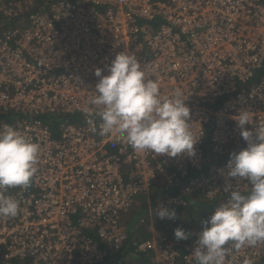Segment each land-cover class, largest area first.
Wrapping results in <instances>:
<instances>
[{
	"label": "built area",
	"instance_id": "1",
	"mask_svg": "<svg viewBox=\"0 0 264 264\" xmlns=\"http://www.w3.org/2000/svg\"><path fill=\"white\" fill-rule=\"evenodd\" d=\"M2 17L15 23L0 31V130L14 127L40 153L30 185L5 191L20 211L0 216V264H97L130 237L126 264H147L143 255L150 264H196L203 225L177 241L179 217L155 212L177 214L187 197L214 211L229 199V180L249 193L227 176V163L246 147L236 116L247 111L250 130L264 124V0H0ZM125 50L162 95L179 87L188 97L195 156L136 151L124 135L99 134L95 70L108 75ZM144 198L146 215L131 231L126 216ZM227 247L226 264H264V243Z\"/></svg>",
	"mask_w": 264,
	"mask_h": 264
},
{
	"label": "clouds",
	"instance_id": "2",
	"mask_svg": "<svg viewBox=\"0 0 264 264\" xmlns=\"http://www.w3.org/2000/svg\"><path fill=\"white\" fill-rule=\"evenodd\" d=\"M108 67V75L97 68L99 78L90 103L101 106L96 114L101 118L99 134L113 132L124 135L136 151H151L161 156L193 157L197 139L190 128V108L184 92L176 88L164 96L158 81L146 77L134 51L117 53ZM91 113V109H87ZM249 113L240 112L235 121L246 147L230 153L227 176L236 183L244 180L250 186L247 195L236 190L230 180L223 186L229 199L202 221L192 252L196 264H226L230 251L244 246L264 243V124L250 130ZM93 131H96L94 128ZM40 145L10 125L0 130V216L16 217L19 202L5 194L13 187L27 188L37 171ZM219 191V190H218ZM160 219H176L174 209L161 208L155 212ZM190 232L177 227V241L188 240ZM243 264H253L245 258Z\"/></svg>",
	"mask_w": 264,
	"mask_h": 264
},
{
	"label": "trees",
	"instance_id": "3",
	"mask_svg": "<svg viewBox=\"0 0 264 264\" xmlns=\"http://www.w3.org/2000/svg\"><path fill=\"white\" fill-rule=\"evenodd\" d=\"M15 23V21H14ZM14 23H11L7 20V18H1L0 20V31L8 28L9 25H13ZM1 33V32H0ZM264 74V68H262L259 73H258V77ZM70 122L73 121H77L78 120V116L74 115V114H69L66 117ZM59 124V122H54V125ZM161 192L160 191H156L155 193L151 194V201L155 202V200L160 196ZM187 199L189 200L190 198L187 197ZM148 204H147V200L144 198V203L143 206L139 209H133V211L129 212V219L130 220V229L131 227L134 225L135 221H134V212L135 211H144L146 213ZM214 205L212 203H206L205 201H195L192 202V204L187 205V206H180L178 211H177V216L179 217V222L177 224V226H179L180 228L190 232L192 234L193 230L197 229L198 227H200V225H202V221L206 220L208 218V215L213 211ZM129 221V220H127ZM158 222L157 225L160 227H163L164 225H162V223L158 220L156 221ZM135 229V228H134ZM131 237L129 239V241L123 246L121 251L118 252H112L108 255V257H106V259L102 262H99L97 264H118V261L120 259H123L126 261L128 259V257H131L132 253L134 252V245L133 242L131 241ZM193 239V235H190L188 240H181L183 242H190ZM137 259L143 263L150 264V259L146 256H140V258L137 257ZM182 264V263H181Z\"/></svg>",
	"mask_w": 264,
	"mask_h": 264
},
{
	"label": "crops",
	"instance_id": "4",
	"mask_svg": "<svg viewBox=\"0 0 264 264\" xmlns=\"http://www.w3.org/2000/svg\"><path fill=\"white\" fill-rule=\"evenodd\" d=\"M192 202H195V201L189 199V205L192 204ZM128 215H129V214H128ZM128 215L126 216V220H129L128 225L130 226V225H131V224H130V220H131V218L129 219ZM145 215H146V213L144 212V214L142 215V217L145 216ZM146 217H147V216H146ZM140 219H141V216L139 217V219H137V220L135 221L134 225L131 227V231H134V230L139 226V224H140ZM134 228H135V229H134Z\"/></svg>",
	"mask_w": 264,
	"mask_h": 264
},
{
	"label": "rangeland",
	"instance_id": "5",
	"mask_svg": "<svg viewBox=\"0 0 264 264\" xmlns=\"http://www.w3.org/2000/svg\"><path fill=\"white\" fill-rule=\"evenodd\" d=\"M134 209H139V208H134ZM132 211H133V209H132ZM143 214H144V211H141V212L135 211L134 212V221H136L137 219H139V217L142 216ZM155 217L157 218V216H155Z\"/></svg>",
	"mask_w": 264,
	"mask_h": 264
}]
</instances>
